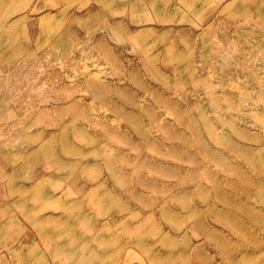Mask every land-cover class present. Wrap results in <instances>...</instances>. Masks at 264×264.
I'll return each mask as SVG.
<instances>
[{
  "label": "rangeland",
  "instance_id": "374dc122",
  "mask_svg": "<svg viewBox=\"0 0 264 264\" xmlns=\"http://www.w3.org/2000/svg\"><path fill=\"white\" fill-rule=\"evenodd\" d=\"M0 264H264V0H0Z\"/></svg>",
  "mask_w": 264,
  "mask_h": 264
}]
</instances>
